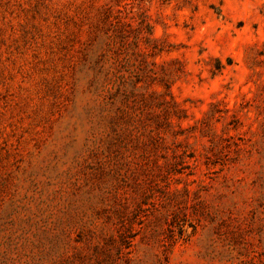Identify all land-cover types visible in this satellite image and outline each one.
I'll return each instance as SVG.
<instances>
[{"label": "rangeland", "instance_id": "1", "mask_svg": "<svg viewBox=\"0 0 264 264\" xmlns=\"http://www.w3.org/2000/svg\"><path fill=\"white\" fill-rule=\"evenodd\" d=\"M0 264H264V0H0Z\"/></svg>", "mask_w": 264, "mask_h": 264}]
</instances>
